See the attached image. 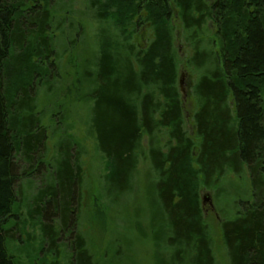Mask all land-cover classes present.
<instances>
[{"label": "trees", "instance_id": "1", "mask_svg": "<svg viewBox=\"0 0 264 264\" xmlns=\"http://www.w3.org/2000/svg\"><path fill=\"white\" fill-rule=\"evenodd\" d=\"M54 4L0 0V264H15L7 249L9 220L19 211L23 182L32 183L48 152L39 92L65 81L56 62ZM88 9L92 20L113 28L100 31L93 71L69 84L76 92L84 85L90 90L71 98L67 86H56L50 105H90L88 134L105 171L90 207L103 225H93L98 235L90 245L81 223L82 147L67 135L61 166L46 160L49 173L38 178L26 204L42 237L35 264L46 262L44 245L52 255L62 240L69 250L65 264H136L132 238L124 237L128 251L118 246V213L137 194L141 163L147 204L138 207L134 228L154 249L150 264H218L200 190L220 195L222 179L243 172L250 198H233L220 238L228 264H264V0H90ZM174 21L192 50L187 65L197 73L191 109L178 87ZM208 21L216 39L207 46ZM143 25L150 39L138 48L132 38ZM112 239L117 246H110Z\"/></svg>", "mask_w": 264, "mask_h": 264}, {"label": "rangeland", "instance_id": "2", "mask_svg": "<svg viewBox=\"0 0 264 264\" xmlns=\"http://www.w3.org/2000/svg\"><path fill=\"white\" fill-rule=\"evenodd\" d=\"M55 1L56 5L54 4L53 16L54 19L57 18V23L59 24V28L57 27V30L55 29V38H57L56 51L60 56L56 62L59 63L60 66L58 72L65 77V81H61L58 84L57 82H54L51 87H44L39 92V109L43 113L42 124L47 127L48 137L46 146L48 152L44 158V163L38 166V172L35 174L36 178L33 180L34 182H23L21 193L18 197L20 205L19 211L9 220L11 233L10 239L7 241V249L9 254L14 257L15 264H35L37 263V256H41L39 248L42 244V237L41 231L39 230L38 220L30 218L26 204L32 201V197L36 194L38 188L36 187L37 181L39 184V179H41L42 176L46 178L49 173L46 160H53V166L55 169H59L61 166L59 163L62 159V154L59 155V150H63L64 147L70 143V139L67 135H72L82 147V154L80 157L83 177L81 187V207L82 214L84 215L81 216V223L84 226L83 230L86 233L89 231L87 239L90 245L91 242L93 244L96 243V237L98 235V232L95 231L93 227L96 226L97 228H100L103 225L102 221H99L98 218L91 213L92 211L90 207L91 197L102 183V178L105 174L104 160L96 151L95 143L88 134L90 105L81 102L72 103L65 109L54 108L50 105V103L55 100L54 97H50V90H53V88L55 89L56 86L59 87L60 85H65L67 86L68 91H70L69 96L71 98L88 93L90 87L87 85L80 88L81 92H76L75 87H72L69 84H72L78 76L84 78L82 76L84 73L93 71V67L90 66L89 63L98 49V36L101 35L100 31L103 28L111 33L113 28L110 24H99L96 20L90 18L91 12L88 9L90 0ZM79 25H82L83 30H81V32L83 35L79 34V29L81 28ZM174 27L177 30L175 47L179 58L178 73L179 75L184 73L182 87L185 91V100L183 102L184 105L189 106L191 109L192 104L194 105L193 99L191 98V90L196 80L197 73L191 66L187 65L186 61L191 55L192 50L190 44L184 40L183 36H180L181 30L178 21H174ZM150 33L151 31L147 25L136 27L132 42H134L139 48L145 45L148 39H150ZM215 37V27L210 21H208L202 31L204 43H207L208 46V41L216 39ZM187 99H189V101ZM48 105L51 106L50 109L46 107ZM185 128L192 134L193 129L190 117H188L187 113H185ZM56 162L59 163L56 164ZM146 169V164L141 163L137 194L127 198L125 201V207L122 206L119 210L120 213H118L121 216L120 218L118 215L120 218L119 224H121L118 228V237L121 244L118 246H120L122 252L128 251L127 249L132 248L134 257L136 256V264H150L154 258V249L151 245L144 242L143 238H141L134 228L137 210L139 211L138 207L140 205V207L143 205L146 206L147 204L146 194L149 182L146 175ZM51 181L56 183L52 178ZM219 188L223 190L220 195H218L216 190L203 186L200 190L201 204L205 221L210 227L215 259L218 264H228L226 251L220 238L219 223L224 217L233 213L231 203L234 197L239 199L250 198L249 194H244L249 191L247 173L243 172L241 176H235L228 173L222 179L221 187H218L217 189ZM227 204H231V206ZM140 225L141 228L147 232L146 221L142 220V224ZM113 229L114 228H112V230ZM124 237L132 238L129 248L124 241ZM108 238L109 236L107 237L106 235V240H108ZM113 243L114 239H112L111 247L117 246L112 245ZM62 244L63 240L59 241L57 244V253L53 252L52 255L48 253L47 247L44 245V257L46 260L44 264H50L55 259H58L60 264H65L66 257L69 256V250ZM31 261H33V263Z\"/></svg>", "mask_w": 264, "mask_h": 264}, {"label": "water", "instance_id": "3", "mask_svg": "<svg viewBox=\"0 0 264 264\" xmlns=\"http://www.w3.org/2000/svg\"><path fill=\"white\" fill-rule=\"evenodd\" d=\"M183 79H184V73L180 74L179 75V78H178V87H179V91L181 93V96H182V99L183 101L185 100V91L182 87V84H183ZM203 203V202H202Z\"/></svg>", "mask_w": 264, "mask_h": 264}]
</instances>
